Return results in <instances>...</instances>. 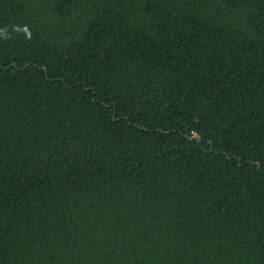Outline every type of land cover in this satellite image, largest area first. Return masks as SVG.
<instances>
[{
	"label": "trees",
	"instance_id": "16d2710c",
	"mask_svg": "<svg viewBox=\"0 0 264 264\" xmlns=\"http://www.w3.org/2000/svg\"><path fill=\"white\" fill-rule=\"evenodd\" d=\"M0 264H264V0H0Z\"/></svg>",
	"mask_w": 264,
	"mask_h": 264
},
{
	"label": "clouds",
	"instance_id": "9594fccd",
	"mask_svg": "<svg viewBox=\"0 0 264 264\" xmlns=\"http://www.w3.org/2000/svg\"><path fill=\"white\" fill-rule=\"evenodd\" d=\"M23 32L28 36V38H31V33L26 26L24 27Z\"/></svg>",
	"mask_w": 264,
	"mask_h": 264
}]
</instances>
